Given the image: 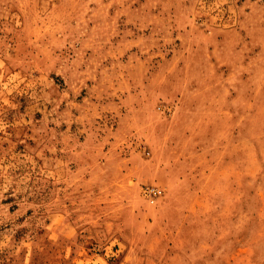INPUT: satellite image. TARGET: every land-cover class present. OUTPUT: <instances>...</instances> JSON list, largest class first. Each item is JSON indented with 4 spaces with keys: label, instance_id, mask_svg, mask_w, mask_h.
Returning <instances> with one entry per match:
<instances>
[{
    "label": "rangeland",
    "instance_id": "obj_1",
    "mask_svg": "<svg viewBox=\"0 0 264 264\" xmlns=\"http://www.w3.org/2000/svg\"><path fill=\"white\" fill-rule=\"evenodd\" d=\"M126 262L264 264V0H0V264Z\"/></svg>",
    "mask_w": 264,
    "mask_h": 264
},
{
    "label": "built area",
    "instance_id": "obj_2",
    "mask_svg": "<svg viewBox=\"0 0 264 264\" xmlns=\"http://www.w3.org/2000/svg\"><path fill=\"white\" fill-rule=\"evenodd\" d=\"M149 190L152 191V194L155 195V196L161 194V191L159 189L155 188V187H152Z\"/></svg>",
    "mask_w": 264,
    "mask_h": 264
},
{
    "label": "crops",
    "instance_id": "obj_3",
    "mask_svg": "<svg viewBox=\"0 0 264 264\" xmlns=\"http://www.w3.org/2000/svg\"><path fill=\"white\" fill-rule=\"evenodd\" d=\"M186 107H187V106H186ZM187 111H191V110H187V108H186L185 111H184V113H186ZM193 111H194V110H193ZM66 224L68 225V223H66ZM51 226H52V227L54 226V227H53V230H55V229L57 228V224H55V225L52 224ZM123 264H129V263L126 262V263H123ZM130 264H131V263H130Z\"/></svg>",
    "mask_w": 264,
    "mask_h": 264
}]
</instances>
